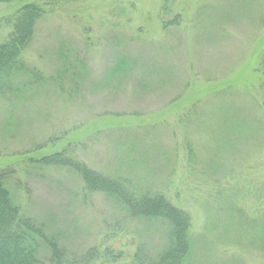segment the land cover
<instances>
[{"label":"rangeland","instance_id":"obj_1","mask_svg":"<svg viewBox=\"0 0 264 264\" xmlns=\"http://www.w3.org/2000/svg\"><path fill=\"white\" fill-rule=\"evenodd\" d=\"M28 3L44 14L0 96V171L65 264H135L168 230L33 164L56 152L186 212L187 264H264V0ZM22 5L0 4V44Z\"/></svg>","mask_w":264,"mask_h":264},{"label":"trees","instance_id":"obj_2","mask_svg":"<svg viewBox=\"0 0 264 264\" xmlns=\"http://www.w3.org/2000/svg\"><path fill=\"white\" fill-rule=\"evenodd\" d=\"M13 1L23 3L9 21L11 32L0 44V96L11 90V79L23 68L21 55L30 44L36 25L44 11L28 0H0V4ZM45 4L55 2H79L84 0H41ZM36 77L33 76V81ZM34 81V82H35ZM33 164L42 167L65 168L78 175L89 194L99 193L114 201L131 220L159 221L167 226V242L154 257L135 254V264H187L193 250L190 234V218L183 210L173 206L159 194L137 193L124 179H112L90 170L84 164L66 157L61 152L43 156ZM11 174L0 171V264H42L40 245L50 253L51 264H65V253L58 243L46 236L44 229L21 215L5 186Z\"/></svg>","mask_w":264,"mask_h":264}]
</instances>
